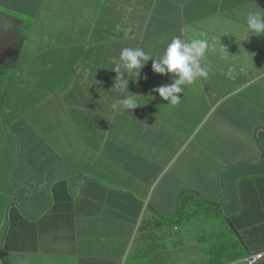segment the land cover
<instances>
[{
    "label": "crops",
    "instance_id": "0c3cea01",
    "mask_svg": "<svg viewBox=\"0 0 264 264\" xmlns=\"http://www.w3.org/2000/svg\"><path fill=\"white\" fill-rule=\"evenodd\" d=\"M16 1L0 0V264H240L263 250L264 34L246 38L244 16L264 0ZM193 32L209 75L178 105L153 92L174 77L152 60L129 93L113 88L123 48L157 56ZM212 235L227 256L207 252Z\"/></svg>",
    "mask_w": 264,
    "mask_h": 264
},
{
    "label": "clouds",
    "instance_id": "9594fccd",
    "mask_svg": "<svg viewBox=\"0 0 264 264\" xmlns=\"http://www.w3.org/2000/svg\"><path fill=\"white\" fill-rule=\"evenodd\" d=\"M261 34H264V10L248 11L244 16V36L247 38L249 35ZM209 48V40L203 34L195 32L187 41L173 37L157 56L145 52L142 48H123L112 68L116 73L113 88L121 93L127 91L129 80H132V77L139 78L141 69L152 60L151 68L154 73H167L174 77L172 83L156 87L153 92L163 101H167L168 106L175 107L180 103L184 91L181 86L191 85L197 78L208 77L209 71L202 66V62ZM119 104L122 110L130 111L137 107V100L135 95L130 94L122 96ZM244 258L240 263H243Z\"/></svg>",
    "mask_w": 264,
    "mask_h": 264
},
{
    "label": "rangeland",
    "instance_id": "374dc122",
    "mask_svg": "<svg viewBox=\"0 0 264 264\" xmlns=\"http://www.w3.org/2000/svg\"><path fill=\"white\" fill-rule=\"evenodd\" d=\"M19 1H23V0H19ZM16 3H17L16 0H11V4H16ZM21 5H23V7H35V4L33 3V1H26L24 3H21ZM22 22H23V20H22ZM123 45L124 44H121V46L118 47V49L123 48ZM232 53H233V51L230 52V53H228V54H226V56L227 57H231L232 56ZM28 56H32V55H28ZM236 56L239 57V58H245L246 57V54L244 52H242V50L240 48H238V50L236 52ZM21 58H23V57H21ZM215 215H216V213H213V216H215ZM215 221L216 220H214L212 222L213 225H215ZM186 227H188V226H186ZM198 236H200V235H198ZM205 239L207 240V244H208V251H207L208 253H210L212 255H219V254H224L226 256L228 255L229 252H228L227 249L226 250H224V249L221 250L218 254L215 253V250L219 247V244H217V240L214 237V235L210 236V238L209 237H206ZM182 242H183V240L181 241V243ZM224 244H226V239L224 241ZM193 259H195V257H193ZM240 261H242V260H240ZM240 264H243V263H240ZM258 264H264V261H262V262H260Z\"/></svg>",
    "mask_w": 264,
    "mask_h": 264
},
{
    "label": "built area",
    "instance_id": "2783aa9c",
    "mask_svg": "<svg viewBox=\"0 0 264 264\" xmlns=\"http://www.w3.org/2000/svg\"><path fill=\"white\" fill-rule=\"evenodd\" d=\"M262 261H264V249L261 251L250 253L249 255H247L246 258H244L243 263L244 264H258Z\"/></svg>",
    "mask_w": 264,
    "mask_h": 264
}]
</instances>
